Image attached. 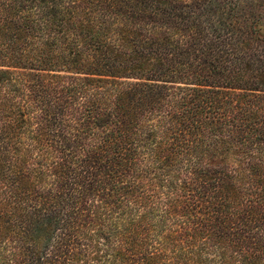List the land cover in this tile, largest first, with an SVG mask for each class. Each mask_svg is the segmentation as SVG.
<instances>
[{
  "label": "trees",
  "instance_id": "16d2710c",
  "mask_svg": "<svg viewBox=\"0 0 264 264\" xmlns=\"http://www.w3.org/2000/svg\"><path fill=\"white\" fill-rule=\"evenodd\" d=\"M264 0H0V264H264Z\"/></svg>",
  "mask_w": 264,
  "mask_h": 264
},
{
  "label": "rangeland",
  "instance_id": "374dc122",
  "mask_svg": "<svg viewBox=\"0 0 264 264\" xmlns=\"http://www.w3.org/2000/svg\"><path fill=\"white\" fill-rule=\"evenodd\" d=\"M258 25V32L260 33V34H264V30L261 28V26L260 25H262V23L259 21V22H257L256 23V26Z\"/></svg>",
  "mask_w": 264,
  "mask_h": 264
}]
</instances>
